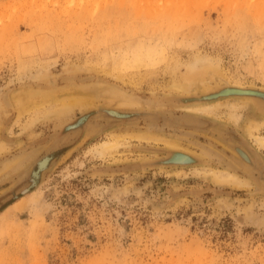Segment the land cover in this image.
Listing matches in <instances>:
<instances>
[{
	"label": "rangeland",
	"instance_id": "374dc122",
	"mask_svg": "<svg viewBox=\"0 0 264 264\" xmlns=\"http://www.w3.org/2000/svg\"><path fill=\"white\" fill-rule=\"evenodd\" d=\"M226 89L253 101L237 124L227 116L236 98L217 100L210 116L166 101ZM253 94L264 96V0H0V264H264V190L231 148L264 162ZM104 107L177 124L132 117L110 128L116 119L95 114ZM84 114L82 128L65 130ZM137 132L200 162L152 166L172 149L136 138L112 153L94 149ZM47 154L40 182L22 194ZM195 167L251 186L216 184Z\"/></svg>",
	"mask_w": 264,
	"mask_h": 264
},
{
	"label": "bare ground",
	"instance_id": "6f19581e",
	"mask_svg": "<svg viewBox=\"0 0 264 264\" xmlns=\"http://www.w3.org/2000/svg\"><path fill=\"white\" fill-rule=\"evenodd\" d=\"M174 83H176V82H174ZM177 83H180V82H177ZM171 88L175 91V93H178V95H180V96H190L191 97V95H190L191 93L188 92V88L186 87V85H172ZM195 91H196V89H195ZM209 91H211V88H207L204 91V93L209 92ZM212 91H213V89H212ZM230 92L232 94L236 93L233 90H231ZM193 94H194V92H193ZM220 94H222V93L221 92L220 93H217V95L215 97L219 96ZM223 94L227 95V94H230V93L226 89ZM178 95H176V96H178ZM213 97H214V95H209L206 99H203V101L200 100V99H196L198 97L192 98L190 100H186L187 102H189V104L188 105H185V106H183L181 108H183L187 112H190V113H193V114H200V115H207V116H210L212 114H217V110H218L219 106L221 104H223V103L220 102V101H217V100L215 101L214 100L215 97L214 98ZM70 98L68 99L70 101L68 102V100H67V103L64 101L67 98L61 100L62 102L63 101L64 102L62 103L63 105L61 106L62 113L59 114L60 116L66 114L67 112H70V110L73 109L72 100H74V99H72V98L70 99ZM211 98H213V99H211ZM13 99L14 98H12V104L15 105L16 107H18L21 98L18 99L17 101L15 100V104L13 102ZM251 103H253V101L251 99H245V98H242V97L241 98H236L235 101H233V102H231V101L228 102V104H227V106H228L227 107V109H228V115L227 116H229V118L235 124H237L239 122V120L241 119V117H242V114L240 113V111L244 107H246L248 104H251ZM58 105H60V104H58ZM125 106H127V107H138L139 104L135 101V99L134 100L133 99H128V101H126V103H125ZM117 109H113L114 111H111V112L108 110V112H110L111 114L116 115L118 117H121V118L126 117L127 114H123L122 111L117 110ZM20 110L23 111V107L22 106H21ZM214 116H216V115H214ZM256 128H258V127H256ZM252 136H253L252 140H253L254 144L257 146V148H259V149L264 148V136H261L260 134H258V135H252ZM112 137L115 139V141H103V142L100 143V145H97L94 148L95 151L98 154H100V155L105 154L106 152L112 153L114 150H116L117 148L120 147V144H121L120 143V140L121 139L127 140L128 138H136L139 141H144V142H147V143H152V142L153 143H163L169 149L175 150L177 152V154H174L173 157L176 158L175 160H179V162H181V163L182 162H185V161L187 162L190 159H193L194 157H196L195 154L193 155L191 153V151L186 150L187 148L184 149L182 146H181L182 147L181 148L178 144H176L174 142L167 141V140L163 139L162 137H159V136H156V135H153V134H150V133H145V132L138 133L137 132V133H131V134L123 135V136H119V135L118 136H115V135L112 134ZM5 149H6L5 144L4 143H0V153L3 150H5ZM233 149H234V151L237 152V154L239 156L243 157L244 160L247 159V160L250 161V163L249 162L248 163L245 162L247 165L252 164V161H251L250 156L248 155V153L245 150L243 151L240 146L235 145V146H233ZM47 161H48V156L47 157H43V159H41L40 161H38V164L40 163L41 166H44L47 163ZM194 173L195 174L204 175V176H209V177H211V179L216 184H220V185H227V186H232V187L251 186V184H250V182L248 180H246L244 178H241L238 175H236V174H234V173H232L230 171H226V170L214 169V168H209V167H195L194 168Z\"/></svg>",
	"mask_w": 264,
	"mask_h": 264
},
{
	"label": "water",
	"instance_id": "95a60500",
	"mask_svg": "<svg viewBox=\"0 0 264 264\" xmlns=\"http://www.w3.org/2000/svg\"><path fill=\"white\" fill-rule=\"evenodd\" d=\"M220 87H222V86H220ZM220 87H218L216 89H220ZM213 90H215V89H213ZM256 91L260 92V90H256ZM203 95H205V94H203V93L199 94L197 97H200ZM243 96H247V95H240V94H227V95H225L222 93V94H220V96H217L216 99H214V100L216 101V100H220V99H224V98H240ZM174 98H175V96L168 97L166 99V101L172 102V103L180 105V106H185V105L189 104V103H185L179 99H176V98L174 99ZM250 98H252L256 104H260L261 108L259 107L258 109L262 112V114H264V97H261L260 95L255 94V95H252ZM109 109H112V108H109ZM111 111H114V110H111ZM122 112H123V114H127L126 117L121 118V117H118L116 115H113L110 112H108V110H106V107L101 108L99 110H96L95 114H98V115L104 114V115H106L112 119H116L117 120L116 122L110 124V126H109L110 128L120 126V125L125 124V123H131V121H128V120L132 117L149 118V119H152L154 121H162L165 124H171V125L177 124L173 119L168 118L165 115H163L157 111L138 110V111H122ZM90 116H91V114H84L75 123L67 126L65 128V130L73 131V130H77V129L82 128V126L86 123V121L90 118ZM233 146H235V145H232L231 148L234 151ZM234 152L236 153V155H238L236 151H234ZM174 154H177V152H175V150H167L165 158L157 160V161H153L151 164H152V166L173 167V166H190V165L198 164L200 162V160L198 158L194 157L193 159H190L188 162H185L183 164V163L179 162V160H175L176 158L173 157ZM47 156H48V161L44 166H41L40 163L38 164V161H39L38 160L34 164V166L32 167L33 169L31 171V177L29 179L30 184H29V186H27L26 188H24L21 191L22 194H26V193L32 191V189L34 187H36L38 185V183L40 182L42 172H44L45 170L48 169V167L50 166V163L54 159L53 154H47L45 157H47ZM237 157L242 164L247 166V168H250L253 171L257 172L256 180H257L258 184L260 185V187L262 188V190H264V162L262 161V159H260V158L253 159L251 156L252 164L247 165L245 162L250 163L249 160H247V159L244 160L243 157H241L239 155ZM0 189H1V187H0Z\"/></svg>",
	"mask_w": 264,
	"mask_h": 264
}]
</instances>
